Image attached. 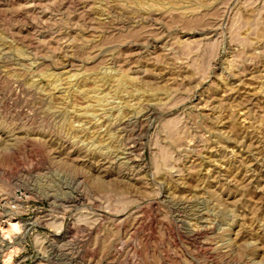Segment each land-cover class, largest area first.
<instances>
[{
  "label": "rangeland",
  "instance_id": "rangeland-1",
  "mask_svg": "<svg viewBox=\"0 0 264 264\" xmlns=\"http://www.w3.org/2000/svg\"><path fill=\"white\" fill-rule=\"evenodd\" d=\"M15 190L0 264H264V0H0Z\"/></svg>",
  "mask_w": 264,
  "mask_h": 264
},
{
  "label": "built area",
  "instance_id": "built-area-1",
  "mask_svg": "<svg viewBox=\"0 0 264 264\" xmlns=\"http://www.w3.org/2000/svg\"><path fill=\"white\" fill-rule=\"evenodd\" d=\"M21 195L15 190L7 197L0 199V223L9 217L18 218L21 215Z\"/></svg>",
  "mask_w": 264,
  "mask_h": 264
},
{
  "label": "bare ground",
  "instance_id": "bare-ground-1",
  "mask_svg": "<svg viewBox=\"0 0 264 264\" xmlns=\"http://www.w3.org/2000/svg\"><path fill=\"white\" fill-rule=\"evenodd\" d=\"M238 93V92H237ZM253 96V95H252ZM251 96V97H252ZM254 100V99H253ZM244 162V161H243ZM241 168V167H240ZM243 168V167H242ZM248 169V168H247ZM237 170V169H236ZM242 170V169H241ZM233 172V171H232ZM238 175V174H237ZM241 176V175H240ZM242 177V176H241ZM245 177V176H244ZM249 179V178H248ZM17 218L16 217H9L6 221H4V223L2 224V223H0V230H1V228H5L6 226H8L9 227V229H12V230H18L17 229V227H19L18 226V223L20 224V222L19 221H17L16 220ZM6 225V226H5ZM27 225V224H26ZM8 229V228H7ZM6 229V230H7ZM27 231H25L24 233H26ZM5 235V233L4 234H2L1 235V231H0V241H4V239H3V237L5 238L6 236H4ZM24 235V234H23ZM22 239V238H21ZM240 239V238H239ZM238 239V240H239ZM22 241V240H21ZM12 242H14L13 240L10 242L9 241V243H10V245L12 244ZM1 243V242H0ZM4 243H5V241H4ZM7 244H9L8 242H6ZM2 246V245H1ZM7 249V248H6ZM3 251V250H2ZM0 252H1V250H0ZM2 255V254H1ZM0 255V256H1ZM264 257V256H263Z\"/></svg>",
  "mask_w": 264,
  "mask_h": 264
}]
</instances>
